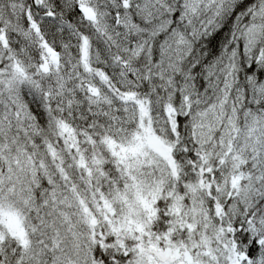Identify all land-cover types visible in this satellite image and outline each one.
Masks as SVG:
<instances>
[{
  "label": "snow or ice",
  "instance_id": "obj_1",
  "mask_svg": "<svg viewBox=\"0 0 264 264\" xmlns=\"http://www.w3.org/2000/svg\"><path fill=\"white\" fill-rule=\"evenodd\" d=\"M0 264H264V0H0Z\"/></svg>",
  "mask_w": 264,
  "mask_h": 264
}]
</instances>
